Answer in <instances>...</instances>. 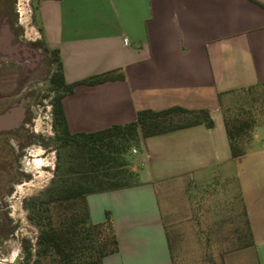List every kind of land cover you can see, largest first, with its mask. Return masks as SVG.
Here are the masks:
<instances>
[{
	"label": "crops",
	"instance_id": "1",
	"mask_svg": "<svg viewBox=\"0 0 264 264\" xmlns=\"http://www.w3.org/2000/svg\"><path fill=\"white\" fill-rule=\"evenodd\" d=\"M33 15L45 45L59 50L67 82L104 72L115 77L63 98L71 132L174 105L207 108L214 120L210 128L197 124L142 138L134 153L142 152L134 163L139 182L87 195L92 221L110 212L118 240V251L103 264H173L166 217L175 207L185 210L196 181L210 179L234 181L237 191L215 194L218 242L243 239L232 232L238 211L226 205L234 198L246 210V239L253 240L226 252L225 264L243 250L264 264V138L253 132L249 151L232 158L222 114L228 91L264 81V8L253 0H37Z\"/></svg>",
	"mask_w": 264,
	"mask_h": 264
},
{
	"label": "trees",
	"instance_id": "2",
	"mask_svg": "<svg viewBox=\"0 0 264 264\" xmlns=\"http://www.w3.org/2000/svg\"><path fill=\"white\" fill-rule=\"evenodd\" d=\"M253 1L264 8L263 3ZM53 61L56 68L50 74V104L56 160L53 176L44 191L25 201L27 218L38 228V233L34 242L23 239V264H103L105 256L118 251V240L110 212H106L103 221H92L87 195L139 182L131 149L139 148L142 138L197 124L210 128L214 120L207 108L174 105L139 109L135 120L127 123L91 132H71L63 98L81 86L96 85L115 77L104 72L67 82L58 49H52ZM227 93L230 97L222 104L223 122L231 156L239 159L250 149L255 126L264 124V81ZM237 93L239 96L230 103ZM240 214L238 228L232 232L241 234L243 239L236 244L218 242L220 228L208 227L204 241V260L208 264H225L226 252L253 243L251 238L246 239L251 237V231L245 208ZM4 228L8 230L3 232ZM14 228L0 227V238ZM171 230L166 229L174 264Z\"/></svg>",
	"mask_w": 264,
	"mask_h": 264
},
{
	"label": "rangeland",
	"instance_id": "3",
	"mask_svg": "<svg viewBox=\"0 0 264 264\" xmlns=\"http://www.w3.org/2000/svg\"><path fill=\"white\" fill-rule=\"evenodd\" d=\"M36 3L37 0H12L14 14H16L14 22L18 24L20 33H22L21 38L28 43H37L45 53L46 59L51 61L52 49L45 45L35 25L33 13ZM17 8L19 9V13L16 10ZM50 67L51 70H54L56 68V61H53ZM38 82L39 84H36L41 96L38 97L36 102H33L34 109L36 110L35 120L31 122L33 128L29 132L33 135V143L28 149L32 155H28V158H25L24 162L18 163V166L26 167L33 174L30 175L29 179L18 180L12 186V191L7 197L9 199L7 203L11 205L9 217L11 220L16 221V226L11 233H7V235L0 238V257L11 260L14 264H23L24 262L23 239L29 238L34 242L38 233V228L27 218L25 201L31 197L40 195L44 191L53 176L56 160V142L52 139L54 130L51 126V83L48 81L47 76L39 79ZM238 96V93L233 95L230 103ZM253 132L262 140L264 138V124L255 126ZM21 133L25 134L23 131ZM20 144L14 143L13 147L18 146L20 148ZM134 149L136 150L137 148H132L131 154L135 163L136 158L142 156V152L139 150L134 155ZM212 174L213 172L209 176H212ZM196 183L197 189L193 191L196 192L195 194L193 193L194 197H190L192 198L191 201L189 203L185 202L181 206L185 207V210L178 211V208L175 207V212L171 216L166 217L167 225L170 230L172 229L170 242L174 264H208L204 260V241L206 240L205 236L208 235L207 225L212 227L217 223L214 222V219L219 216V211L218 213H214V210L217 211L215 207L219 205L215 194L219 196L222 189L228 190L235 195L237 194L234 181L226 182L225 180H219V182H212L210 179L204 182L196 181ZM202 185H204L206 190L205 199L204 196L201 198L199 194L200 192L202 193ZM200 198L202 199L201 201ZM1 199L2 201H6L3 197ZM197 199L201 202L199 205L197 204ZM204 200L207 203L203 202ZM228 204L233 205L235 211H238L237 216L238 221H240V213L243 211L240 199L234 198L230 203L227 201L226 205ZM197 208H199V211L196 210V212H200V214L198 213L199 215L195 212ZM7 230L8 228H4L3 232ZM214 251V255L217 254V251ZM250 253L251 250H243L239 254H234L230 259V263L255 264V260Z\"/></svg>",
	"mask_w": 264,
	"mask_h": 264
},
{
	"label": "flooded vegetation",
	"instance_id": "4",
	"mask_svg": "<svg viewBox=\"0 0 264 264\" xmlns=\"http://www.w3.org/2000/svg\"><path fill=\"white\" fill-rule=\"evenodd\" d=\"M15 16L12 0H0V115L19 104L24 110L16 125H0V196L6 200L0 197V227L16 226L9 217L11 205L7 197L16 181L29 179L33 174L18 163L32 155L28 149L33 143L29 133L35 120L33 102L41 96L36 83L46 76L50 82L52 72V62L46 59L42 48L21 38ZM14 143H21L20 148L13 147Z\"/></svg>",
	"mask_w": 264,
	"mask_h": 264
},
{
	"label": "water",
	"instance_id": "5",
	"mask_svg": "<svg viewBox=\"0 0 264 264\" xmlns=\"http://www.w3.org/2000/svg\"><path fill=\"white\" fill-rule=\"evenodd\" d=\"M23 107L21 104L13 107L8 112L0 115V125L8 123L10 125H16L23 117ZM0 263L14 264L11 260L0 257Z\"/></svg>",
	"mask_w": 264,
	"mask_h": 264
},
{
	"label": "built area",
	"instance_id": "6",
	"mask_svg": "<svg viewBox=\"0 0 264 264\" xmlns=\"http://www.w3.org/2000/svg\"><path fill=\"white\" fill-rule=\"evenodd\" d=\"M18 13H19V9H18ZM133 151H134V152H136V150H135V149H134Z\"/></svg>",
	"mask_w": 264,
	"mask_h": 264
}]
</instances>
